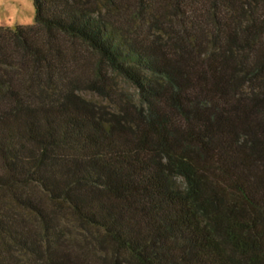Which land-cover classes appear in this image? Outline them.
Returning a JSON list of instances; mask_svg holds the SVG:
<instances>
[{"label":"trees","instance_id":"1","mask_svg":"<svg viewBox=\"0 0 264 264\" xmlns=\"http://www.w3.org/2000/svg\"><path fill=\"white\" fill-rule=\"evenodd\" d=\"M33 3L0 27V264H264V0Z\"/></svg>","mask_w":264,"mask_h":264},{"label":"rangeland","instance_id":"2","mask_svg":"<svg viewBox=\"0 0 264 264\" xmlns=\"http://www.w3.org/2000/svg\"><path fill=\"white\" fill-rule=\"evenodd\" d=\"M32 4H33V0H27V2H25V0H7V5H8L7 8L0 7V27H9L6 23H2V21L4 20V18L9 17L11 15L12 10L15 11V18L18 21L32 16V10H31ZM34 21H35V14H34ZM33 24L34 22L32 24L23 25V26H30ZM17 26H22V25L17 22L13 27L10 28L15 29ZM117 79H118L117 86L120 90H126L132 93L135 92V89L131 84H129L128 82L124 81L121 78H117ZM81 94L89 100L98 103H107L105 99H103L96 93L90 91H82ZM64 223L68 224V231H69L68 233L71 237H75L76 239H84L85 233L76 226V222H72L71 219H68L65 220Z\"/></svg>","mask_w":264,"mask_h":264},{"label":"clouds","instance_id":"3","mask_svg":"<svg viewBox=\"0 0 264 264\" xmlns=\"http://www.w3.org/2000/svg\"><path fill=\"white\" fill-rule=\"evenodd\" d=\"M25 2H27V0H25ZM7 6H8L7 0H0V7L7 8ZM31 10H32V16L19 21L15 18V11L12 10L11 15L9 17L4 18L2 23H6L9 27H13L17 22L20 23L22 26L32 24L34 22V14H35L34 3L31 5Z\"/></svg>","mask_w":264,"mask_h":264}]
</instances>
